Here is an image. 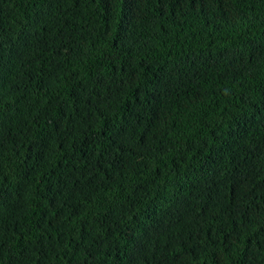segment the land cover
Returning a JSON list of instances; mask_svg holds the SVG:
<instances>
[{"label": "trees", "instance_id": "1", "mask_svg": "<svg viewBox=\"0 0 264 264\" xmlns=\"http://www.w3.org/2000/svg\"><path fill=\"white\" fill-rule=\"evenodd\" d=\"M0 264H264V0H0Z\"/></svg>", "mask_w": 264, "mask_h": 264}]
</instances>
